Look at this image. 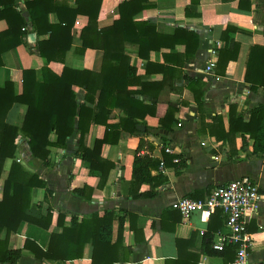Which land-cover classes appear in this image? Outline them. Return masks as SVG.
Masks as SVG:
<instances>
[{
	"label": "crops",
	"instance_id": "1",
	"mask_svg": "<svg viewBox=\"0 0 264 264\" xmlns=\"http://www.w3.org/2000/svg\"><path fill=\"white\" fill-rule=\"evenodd\" d=\"M123 1L127 0H13L14 9L26 23L31 19L27 2L33 4L31 9L37 13L36 23L41 29L58 25L63 28L67 26L65 21L72 22L69 31H61V34L46 30L40 35L29 26L22 43L1 54L0 88L6 82L12 83L9 96L21 94L23 70H33L34 80L41 82L43 67L56 75H60L63 68L84 72L94 90L89 93L93 99L85 98L87 90L80 85H73L72 90L77 110L83 104L90 109L91 119L98 111L96 102L100 101V89L108 76L116 78L118 75L115 83L118 87L125 86L127 81L125 90L132 93L128 96L107 93L100 101L106 115L92 121L87 129L85 146L89 149L93 148L95 140L104 136L109 139L100 148L102 159L113 165L103 186H99V175L90 172V163L76 155L77 115L75 129L67 138L66 146L48 147V164L32 159L27 138L17 135L15 161L26 172L39 174L51 192L48 195L44 188H34L31 206L39 208L43 216L49 208L51 222L48 229H44L22 221L17 230L10 233L8 248L22 249L24 241L30 239L46 250L50 234L62 231L57 224L59 213L65 216L64 226H69L71 217L80 221L95 212L102 215L104 210L114 211L116 215L129 211L136 214L135 230L129 227L128 215L123 222V245L132 248L129 263L234 264L235 250L229 249L223 255L219 253L223 249L213 247L221 239L224 247L229 244L224 235L227 232L225 218L220 210L207 218L193 213L184 220L171 203L182 196L201 199L217 185L248 176L254 181L260 198L256 212L246 224L251 238L246 264H264V155L253 153V139L248 133L236 132L231 140H218L215 135L200 131L201 114L208 124L213 123V116H220L225 132L230 104L237 106V113H243L245 122L253 108L264 104V90L252 91L243 80L250 47L264 46V0H144L147 6L131 21L114 26ZM2 8L0 3V11ZM88 16L95 19L90 21ZM131 23H136L138 29ZM89 25L91 30L87 32ZM109 26H114L115 30L103 34L102 29ZM123 27L128 32L125 38ZM227 27L235 30L233 38L238 43V52L235 59L233 52L225 54L228 61L223 68L217 66V60L219 50L225 46L221 35ZM6 28L5 19L0 18V33ZM50 37L59 46V43L62 46L69 43V47L63 54L60 49L54 52L49 47L47 54L54 58L47 60L39 54L38 42ZM84 39L93 45L83 47ZM104 57L110 58L105 66ZM211 60L213 66L207 69ZM192 79L203 82L199 107L193 92L197 90L196 85L190 84ZM26 109L25 104L13 103L5 121L20 127ZM168 111L165 122L170 124V129L167 130L160 127V120ZM126 112L133 113L134 119L127 117ZM49 138L53 141L56 135L52 132ZM166 146L173 152H166ZM176 155L180 158L178 163L173 162ZM135 156L151 163L150 175L155 178V194L151 197H133L130 193ZM12 161V158L4 161L0 199ZM160 162H163L162 168ZM149 188V183L144 182L136 193H146ZM74 189H83V192L77 194ZM4 236L5 229L0 238ZM205 243L207 250L217 253H202ZM90 263L89 243L84 245L81 258L65 262ZM0 264L58 262L38 259L31 251L23 250L16 263Z\"/></svg>",
	"mask_w": 264,
	"mask_h": 264
},
{
	"label": "trees",
	"instance_id": "2",
	"mask_svg": "<svg viewBox=\"0 0 264 264\" xmlns=\"http://www.w3.org/2000/svg\"><path fill=\"white\" fill-rule=\"evenodd\" d=\"M144 0H127L119 4V18L113 24L114 26H123L125 22L131 21L132 17L147 5ZM3 8L0 11V18L5 19L7 28L0 33V66L2 65L1 54L4 51L10 50L23 41L22 37L28 30L29 26L37 33L43 34L46 30L51 33L61 31H69L71 22L65 21L66 27L48 26L41 29L36 23V12L31 9L30 2H27L30 9V22L26 23L20 16V13L14 9L13 0H0ZM90 21L93 17L88 16ZM30 24V25H28ZM136 27V23H131ZM114 26H109L102 29L103 34H110L111 30H115ZM123 29L124 38L127 37V30ZM87 32L91 30V26L86 27ZM234 28L227 27L221 35L225 46L218 52L217 66L225 67L228 58L227 52H233V59L236 58L238 52V43L234 40ZM53 35V34H51ZM69 41V39H68ZM122 43V42H121ZM143 46V41L140 42ZM60 46L50 40H41L38 42L39 54L46 57L47 60L53 59L54 56L47 54L49 47L53 51H62V54L69 47V43ZM139 44V46H140ZM88 44L83 40V47ZM107 51V48H104ZM109 50V49H108ZM105 56V55H104ZM110 58H103L105 66ZM102 65V66H103ZM132 71L129 68V73ZM90 73V72H86ZM43 80L36 82L34 80L35 72L31 69L23 70L22 92L18 95L9 96L12 83L6 82L0 88V176L2 173L4 161L7 158H12L7 177L3 183L2 197L0 199V233L5 229V236L0 238V263H16L21 256L23 250H28L38 259H49L57 261L58 264H65L66 261L79 259L82 257L84 245H91V263L90 264H128L129 254L132 248L124 246L122 242L123 222L125 215L129 217L130 228L135 230L136 214L129 211H123L122 215H116L114 211L104 210L102 215L97 212L90 216L83 217L80 221L76 217L70 218V225L64 226L63 220L65 216L58 214L57 224L61 225L60 233H51L49 237L48 247L46 250L41 249L34 241L26 239L22 249L8 248V238L11 232H15L22 221L37 225L44 229H48L51 222V210L48 208L45 216L41 214L39 208L34 209L31 206L32 191L34 188H44L48 195H51L50 190L46 187V181L36 173H28L23 167L15 161V139L18 134L27 138V143L32 159H39L44 164H48L50 151L49 146L65 147L67 138L75 129L74 117L77 115V134H78V149L76 155L90 163V172L97 173L100 177L99 186H103L106 182V175L113 166L110 162L102 159L100 155L101 145L109 139L104 136L102 139L95 140L93 148L89 149L85 146V136L89 124L96 122L98 117L106 115V109L101 106V99L107 93H115V96L125 94L128 96L132 93L131 90H125V86L118 87L115 83L119 80L108 76L105 80V85L101 86L99 99L96 102L98 111L93 113V119L90 116V109L80 104L77 110L75 102V92L72 90L73 85H80L87 90L85 98L92 100L89 93L93 92L92 85L85 79L84 72L63 68L60 75L54 74L49 68H42ZM114 79V80H113ZM93 80V79H91ZM243 80L249 84L252 91L258 89L264 90V46L253 45L249 49L247 61L245 64ZM196 85L197 90H193L194 98L201 106L200 97L202 96L203 82L198 79L190 80V84ZM192 88V87H191ZM22 103L27 106L23 123L20 127L13 126L5 121L6 113L13 103ZM237 106L230 104L228 108V128L223 130V123L220 116L212 117V124L205 122L203 115L200 116V131H207L210 135H215L216 139L231 140L236 132L248 133L253 139V153L264 155V104H258L250 111L248 121H243V113L236 112ZM124 109V108H123ZM201 110V109H200ZM173 112V111H172ZM127 113V112H126ZM170 111L160 120V127L170 129V124L165 122V117ZM127 117L133 118V113H127ZM56 135L55 140H50L51 133ZM151 163L149 160L135 156L132 168V179L130 185V193L133 197L148 196L155 194L154 177L150 175ZM147 182L150 185V190L146 193H136L142 183ZM74 192L79 194L83 189H74ZM47 199V195H45ZM221 212V211H220ZM114 225L116 230L114 231ZM162 227V215H161ZM206 244L202 246V253H217L214 250H207ZM233 249L236 251V245L226 244L222 253ZM131 264V263H129Z\"/></svg>",
	"mask_w": 264,
	"mask_h": 264
},
{
	"label": "built area",
	"instance_id": "3",
	"mask_svg": "<svg viewBox=\"0 0 264 264\" xmlns=\"http://www.w3.org/2000/svg\"><path fill=\"white\" fill-rule=\"evenodd\" d=\"M213 63L212 60L209 61L207 69H210ZM164 150L169 153L173 152L170 146H166ZM179 160L178 155L174 156L173 162L178 163ZM159 166L162 168L163 162H160ZM259 198L260 194L254 181L248 176H242L215 186L201 199L182 196L174 200L171 206L180 213L184 220L193 213H199L207 218L216 210H220L225 218L226 242L237 245L234 264H246L248 250L251 246L246 224L256 212ZM213 247L222 250L224 248L223 239L214 243Z\"/></svg>",
	"mask_w": 264,
	"mask_h": 264
}]
</instances>
